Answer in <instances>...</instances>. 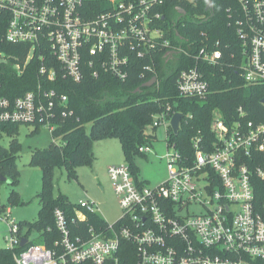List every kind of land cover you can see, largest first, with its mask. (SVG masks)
<instances>
[{
	"label": "built area",
	"instance_id": "built-area-1",
	"mask_svg": "<svg viewBox=\"0 0 264 264\" xmlns=\"http://www.w3.org/2000/svg\"><path fill=\"white\" fill-rule=\"evenodd\" d=\"M108 2V10L96 13L85 0H0L1 41L28 47L24 65L14 68L21 75L37 59L40 78L34 90L21 96H0V142L7 137L6 125L55 130L56 117L65 116L68 105L66 94L49 88L59 79L81 83L110 75L125 81L134 60L152 58L155 52L170 54L169 62L189 56L180 42L165 38L166 0ZM226 13L237 41L230 57L239 61L242 84L264 87V0H235ZM217 47H201L192 58L217 65L222 56ZM2 62L6 59L0 53ZM208 86L197 65L176 78L182 98L203 99ZM261 105L258 119L249 118L243 106L229 119L215 111L213 138L193 137L184 154L171 141L175 113L167 106L150 126L164 130L163 182L150 186L127 165L109 167L121 211L114 223L105 221L90 199L73 204L71 213L54 209L53 226L41 230L20 227L11 207L0 204L3 249L13 252L15 264H264ZM152 146L138 152L146 157ZM31 230L37 232L35 239Z\"/></svg>",
	"mask_w": 264,
	"mask_h": 264
},
{
	"label": "trees",
	"instance_id": "trees-1",
	"mask_svg": "<svg viewBox=\"0 0 264 264\" xmlns=\"http://www.w3.org/2000/svg\"><path fill=\"white\" fill-rule=\"evenodd\" d=\"M85 2L96 13L110 8L108 0ZM233 5L235 0H213L212 8L206 10V0H166L162 10L166 19L162 23L165 38L180 42L189 56L180 54L169 62L165 60V52H155L152 58L134 60L125 81L102 75L99 79L86 77L81 83L59 79L50 84L49 88L68 96L66 115L59 113L56 117L50 146L31 155L30 166L41 172V188L37 194L40 209L37 221L20 223V227L41 230L53 226L56 208L71 213L73 204L66 197L52 195L55 171L63 169L68 179L75 178L76 167L92 164L93 145L98 141L117 139L127 166L138 175L134 159L145 158L138 149L154 143L155 136L146 130L153 116L165 111L167 106L172 112L182 114L179 129L171 134V141L183 154L189 150L193 137L213 138L210 124L215 111L229 119L233 110L243 106L249 118L258 119L263 109L264 87H244L238 74L239 61L230 57L237 41L228 26L226 10ZM181 10L184 14L179 13ZM2 33L0 53L6 62L0 63V96L15 98L36 88L40 80L39 61L31 60L19 75L14 66L24 65L28 47L1 41ZM216 44L222 54L217 65L198 63L192 58L201 47ZM196 65L209 85L208 93L203 99L182 98L176 90L177 75L182 69ZM147 66L153 71L146 70ZM152 78L156 82L151 87H143ZM4 129L12 140L8 149L0 146V186L1 178L5 181L10 178L11 185L15 186L19 177L16 160L20 144L16 137L20 125H6ZM8 202L19 205V194L12 190ZM0 264H15L13 252L0 248Z\"/></svg>",
	"mask_w": 264,
	"mask_h": 264
},
{
	"label": "rangeland",
	"instance_id": "rangeland-1",
	"mask_svg": "<svg viewBox=\"0 0 264 264\" xmlns=\"http://www.w3.org/2000/svg\"><path fill=\"white\" fill-rule=\"evenodd\" d=\"M34 127L21 125L16 140L20 144L16 166L19 173L18 184L12 186L11 179L7 178L0 186V204L11 207V217L17 223H33L38 219L40 209L37 194L41 188V172L39 168L30 166L31 155L36 150L47 149L52 143L51 132L41 127L32 133ZM147 134L155 136L151 152L145 158L136 157L134 166L138 169L140 180L150 186L163 182L167 177L166 165L162 157L166 153L164 144V130L152 127L147 128ZM11 138L2 137L0 146L8 149ZM94 159L91 165H81L75 168V178L68 179L63 169H58L54 174L52 195H62L71 204H77L80 200H92L96 203L99 214L108 223L116 222L121 216L118 199L113 191L108 177V168L112 166L127 165L120 144L117 139H107L94 143ZM19 194L20 204L11 205L8 202L11 191ZM0 248L5 247L2 237L5 235V225L0 224ZM31 239H35L37 232L30 231ZM36 244L40 242L36 239Z\"/></svg>",
	"mask_w": 264,
	"mask_h": 264
},
{
	"label": "water",
	"instance_id": "water-1",
	"mask_svg": "<svg viewBox=\"0 0 264 264\" xmlns=\"http://www.w3.org/2000/svg\"><path fill=\"white\" fill-rule=\"evenodd\" d=\"M212 1L213 0H206V10L208 9H211L212 8ZM180 14H184V11L181 10L179 11ZM171 58V55L170 54H167L165 56V60L168 61L169 59ZM156 82V78H152L149 82H147L146 84L143 85V87H151L154 83ZM261 103L264 105V99L261 101ZM182 119V114L180 113H175L170 121V125H171V128H172V131L174 134L177 133L178 129H179V124H180V121ZM5 179L4 178H1V182H4ZM26 243V239H22V242H21V247H23Z\"/></svg>",
	"mask_w": 264,
	"mask_h": 264
}]
</instances>
